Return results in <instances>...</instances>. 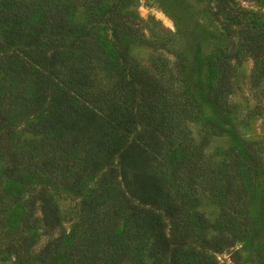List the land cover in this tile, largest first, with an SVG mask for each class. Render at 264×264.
Here are the masks:
<instances>
[{"label":"trees","instance_id":"trees-1","mask_svg":"<svg viewBox=\"0 0 264 264\" xmlns=\"http://www.w3.org/2000/svg\"><path fill=\"white\" fill-rule=\"evenodd\" d=\"M129 1L87 0L93 23L113 31L116 42L107 45L95 24L73 20L71 0H0L1 258L226 264L216 254L227 251L243 264L235 246L243 239L260 246L254 264H264V177L251 209L264 156L250 142L220 163L204 156L184 125L189 97L120 46ZM157 1L184 26V18L197 23L192 0ZM210 14L222 31L199 89L223 112L238 49L255 58L254 82L264 78V11L216 0ZM208 190L221 207L214 223L193 209ZM39 220L46 233L58 232L32 254Z\"/></svg>","mask_w":264,"mask_h":264},{"label":"rangeland","instance_id":"rangeland-1","mask_svg":"<svg viewBox=\"0 0 264 264\" xmlns=\"http://www.w3.org/2000/svg\"><path fill=\"white\" fill-rule=\"evenodd\" d=\"M240 3L255 11H264V0H239ZM130 15L123 21V32L120 46L125 48L128 57L147 71L166 80L171 91L178 97H189L192 102L188 110L191 114L184 125L189 130L194 144L201 146L204 156L212 163H220L225 159L232 147H241L244 142H250L264 156V78L261 82L253 80L256 72L254 56L238 49V58L233 60L234 73L228 93L231 106L223 112L204 100L199 86L205 87L208 76L207 58L210 54L213 37L220 35L222 26L217 21L210 20V7L216 0H192L196 10L197 23L184 18V24L178 19V14L172 6L163 5L157 0H130ZM72 18L79 24L94 25L107 45L116 42L110 26L93 19L87 0H71ZM192 7V6H191ZM194 18V14H193ZM195 24L190 28V24ZM184 28L180 30V28ZM190 28V29H189ZM190 31L189 34H187ZM25 136L30 137L28 132ZM264 159V158H263ZM260 172L256 186L252 188L255 202L260 192ZM194 210L202 212L211 223H214L221 207L213 192L200 194V200L195 203ZM40 218L39 211L37 212ZM68 230L69 221L63 222ZM40 234L32 248V254L40 248L53 234L46 233L41 220L38 221ZM243 238V237H240ZM236 248H240L238 260L243 264H254L258 259V244L249 245L246 240L237 239ZM1 258L0 264H21L13 253ZM217 258L226 264H235L230 253H217ZM38 264V263H34Z\"/></svg>","mask_w":264,"mask_h":264}]
</instances>
